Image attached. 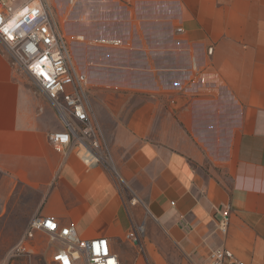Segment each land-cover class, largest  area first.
I'll use <instances>...</instances> for the list:
<instances>
[{
    "label": "crops",
    "instance_id": "obj_1",
    "mask_svg": "<svg viewBox=\"0 0 264 264\" xmlns=\"http://www.w3.org/2000/svg\"><path fill=\"white\" fill-rule=\"evenodd\" d=\"M121 1L123 55L95 63L116 68V80L74 64L115 172L54 148L61 122L0 44V195L15 183L38 190L34 214L106 237L123 264H142L124 243L136 247L126 234L147 218L184 264H207L223 247L264 264V0ZM98 85L122 92L96 100Z\"/></svg>",
    "mask_w": 264,
    "mask_h": 264
},
{
    "label": "built area",
    "instance_id": "obj_2",
    "mask_svg": "<svg viewBox=\"0 0 264 264\" xmlns=\"http://www.w3.org/2000/svg\"><path fill=\"white\" fill-rule=\"evenodd\" d=\"M0 44L45 95L61 122L62 129L48 136L54 148L64 157L75 153L88 166L102 164L115 172L91 114L86 75L72 62L67 40L48 1L0 0ZM129 202L136 204L138 199L132 196ZM227 228L223 214L218 230L225 234ZM36 233L47 237L52 264H123L106 237L81 238L73 224H60L55 217L38 213L29 219L18 243L0 264H7L11 256L24 250ZM126 238L139 243L138 231L128 232ZM207 264L247 263L223 247L211 253Z\"/></svg>",
    "mask_w": 264,
    "mask_h": 264
},
{
    "label": "rangeland",
    "instance_id": "obj_3",
    "mask_svg": "<svg viewBox=\"0 0 264 264\" xmlns=\"http://www.w3.org/2000/svg\"><path fill=\"white\" fill-rule=\"evenodd\" d=\"M60 31L67 40L69 52L74 64L86 72L87 78L101 80L108 75L116 80V68L110 73L97 66L96 62L109 59L117 63L122 57V48L116 43L118 38L128 36L126 9L120 0H47ZM78 37H81L78 38ZM107 41H113L110 45ZM131 55V54H130ZM90 80V79H89ZM91 81V80H90ZM113 98L117 97L114 87ZM109 87L95 86L91 94L96 100L109 95ZM93 100V105L94 101ZM130 104L147 100L146 97L130 95ZM42 194L23 183H15L13 188L0 195V261L6 259L9 252L18 243L29 219L36 212ZM139 243L135 248L124 243L126 250L139 252L142 264H155L148 254L150 251L159 264H184L183 256L174 253L160 239L154 223L147 218L138 229ZM146 244L147 248L143 246ZM149 249V250H148ZM127 258V257H126ZM151 258V259H150ZM132 262L127 258L125 264ZM7 264H52L51 247L47 237L36 233L28 241L24 250L15 253Z\"/></svg>",
    "mask_w": 264,
    "mask_h": 264
}]
</instances>
